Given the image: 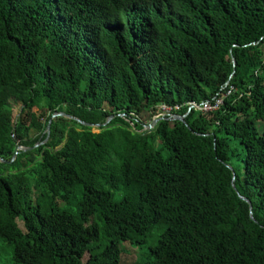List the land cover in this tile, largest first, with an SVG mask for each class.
<instances>
[{
  "label": "trees",
  "instance_id": "16d2710c",
  "mask_svg": "<svg viewBox=\"0 0 264 264\" xmlns=\"http://www.w3.org/2000/svg\"><path fill=\"white\" fill-rule=\"evenodd\" d=\"M162 104L185 122L146 130ZM0 241L15 264H264V0H0Z\"/></svg>",
  "mask_w": 264,
  "mask_h": 264
},
{
  "label": "rangeland",
  "instance_id": "374dc122",
  "mask_svg": "<svg viewBox=\"0 0 264 264\" xmlns=\"http://www.w3.org/2000/svg\"><path fill=\"white\" fill-rule=\"evenodd\" d=\"M12 107H13V118L14 120H17L21 114H22V104L12 101ZM147 130V129H146ZM94 132H98L97 128H94ZM36 134L35 131L30 132V136H34ZM29 176H33V171L28 172ZM37 192H33V197ZM17 224L21 230L24 231L23 223L19 220H17ZM122 249V254L120 257V264H136L139 259V253L142 252L143 254L147 252L146 249L139 250L135 249L132 246H130L127 243H122L120 245ZM88 259V254H85L83 258V262H86ZM0 264H15L11 261V249L8 248L2 241H0ZM156 264V263H151Z\"/></svg>",
  "mask_w": 264,
  "mask_h": 264
},
{
  "label": "built area",
  "instance_id": "2783aa9c",
  "mask_svg": "<svg viewBox=\"0 0 264 264\" xmlns=\"http://www.w3.org/2000/svg\"><path fill=\"white\" fill-rule=\"evenodd\" d=\"M234 89L231 87L226 93L220 95L219 97L216 98L214 103L211 102H203L201 104H198L197 102L191 101L188 102L187 105L189 106V111L192 109H197L202 111L204 114L211 113L213 111L218 110L224 103V99L230 96L233 93ZM181 108V105H175V106H170L167 104H162L159 109L157 114L154 116V118L162 117L165 118L166 116H173L175 110H179ZM153 118V119H154ZM147 129V128H145Z\"/></svg>",
  "mask_w": 264,
  "mask_h": 264
},
{
  "label": "water",
  "instance_id": "95a60500",
  "mask_svg": "<svg viewBox=\"0 0 264 264\" xmlns=\"http://www.w3.org/2000/svg\"><path fill=\"white\" fill-rule=\"evenodd\" d=\"M235 61H234V66H235ZM57 115H54L53 116V118L54 117H56ZM173 118H178V119H180L181 121H183V122H185V117H186V115H179V114H175L174 116H172ZM71 118V117H70ZM113 119V117H111L105 124H104V126H106L111 120ZM161 119H163L162 117H158V118H154L153 120H152V123L151 124H149L146 128H147V130H152L153 128H154V126L161 120ZM85 125H87V126H89V124H86V123H84ZM100 125H97L96 127H99ZM91 127H95V126H92L91 125ZM49 128H50V124H49V126H48V133H49ZM48 138H49V134H48V137H47V139H46V141L44 142V143H46L47 142V140H48ZM43 143V144H44ZM37 146H39V144L38 145H36V147ZM30 148H24V147H19L18 149H17V151H16V153H15V155H14V158H13V160H15L16 159V157H17V155H18V153H19V151L20 150H22V151H25V150H29ZM242 200H244L243 198H241Z\"/></svg>",
  "mask_w": 264,
  "mask_h": 264
}]
</instances>
